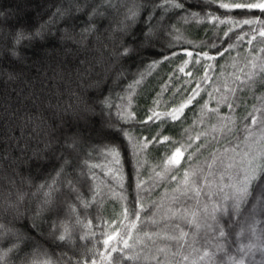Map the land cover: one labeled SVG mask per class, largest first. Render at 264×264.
<instances>
[{
  "label": "trees",
  "instance_id": "1",
  "mask_svg": "<svg viewBox=\"0 0 264 264\" xmlns=\"http://www.w3.org/2000/svg\"><path fill=\"white\" fill-rule=\"evenodd\" d=\"M78 2L83 5L85 0ZM138 2L142 7L133 23L124 21V5L119 10L102 9L103 15L89 19L98 0H89L81 12L72 5L70 14L63 18L53 13L57 8L68 9L69 0H0V224L5 231L0 254L7 253L6 264H47L48 260L92 264L93 259L96 264H110L111 258L99 255L105 251L106 236L102 233L111 234L112 229L119 228L128 238L131 226L123 220L122 212L135 206L138 193L149 209L141 214L142 221L155 213L159 225L144 222L138 225L142 231L132 230L128 240L132 247L112 256L126 254L139 259H121L120 264H207L198 259L204 248L214 253L211 264H231L230 257L242 258L244 264H264V210L258 206L250 216L253 197L242 206L241 215L231 216L237 222L231 229L230 218L220 217L231 239L223 251H216L212 242L205 243L203 230L194 236L196 228L186 222L183 211L187 209V219L205 204L210 211L213 204L231 193L229 185L247 167L248 160L264 152V76L257 75L244 84L236 79L247 80L249 61L264 63V52L259 51L264 48V37L258 35V25L219 24L213 19H264V14L258 9H223L220 0H175L184 5L182 9L165 7V0ZM253 27L257 38L249 44ZM85 28L91 31L83 32ZM20 29L42 31L35 39L16 45L13 37ZM241 36L244 38L239 39ZM125 49L129 51L122 55ZM188 52L193 55L189 57ZM205 52L215 59H205ZM185 61L188 64L181 72ZM206 72L208 78L204 79ZM194 90L199 95L178 120L166 115ZM225 96L232 109L223 102ZM89 110L96 115H88L85 111ZM153 112L160 118L144 123ZM249 114L256 116V125H252ZM102 121L107 129L99 124ZM222 124L232 131L221 133ZM249 125L251 136L246 130ZM164 136L170 140L153 141L143 148L145 140L159 137L163 141ZM173 142L176 146L191 142L192 146L176 172L177 178L173 180L169 174L160 180L153 170H160L157 164L166 149L169 155L174 150ZM106 145L119 147V165L109 164L101 155ZM197 146H201L199 151ZM190 153L193 158L189 161L186 157ZM213 158L214 175H209L207 163ZM65 161V173L58 177ZM85 161L103 166L92 170L95 178L81 176ZM115 167L122 169L123 188L109 172ZM201 169L210 185L203 187L198 205L193 194L181 195L176 189L183 188L185 170L200 173ZM69 177L80 181L78 194L69 191ZM54 178L58 181L56 191L52 202L45 203L49 188L41 185H52ZM138 181L143 182V190L137 188ZM94 191L98 194L93 201ZM78 196L93 201L92 206L85 208ZM170 209L178 211L171 225L189 233L188 246L177 255L173 254L177 251L174 242L153 236V243L143 235L172 231L166 227L169 221L162 219L171 215ZM77 216L81 224L76 223ZM113 220L117 223L111 224ZM89 221L91 225L84 227ZM54 223L73 226L70 242L53 239ZM242 226L243 235H238ZM250 226L255 228L254 234L246 230ZM175 231L178 235L179 229ZM86 233L90 238L81 239ZM241 244L252 247L241 253L237 251Z\"/></svg>",
  "mask_w": 264,
  "mask_h": 264
},
{
  "label": "snow or ice",
  "instance_id": "2",
  "mask_svg": "<svg viewBox=\"0 0 264 264\" xmlns=\"http://www.w3.org/2000/svg\"><path fill=\"white\" fill-rule=\"evenodd\" d=\"M209 3H216L217 0H208ZM69 8H57V11L53 13L54 17L63 18L70 14L72 11V5H75V11L81 12L84 10L85 7L89 6V0H85V3L81 5L78 0H69ZM124 5L126 8V11L124 13V21H131L135 22L137 16L140 14L142 5L138 2V0H98V3H96V6L92 8V12L89 15V19L92 18V16L95 15H103L104 12L102 9H117L119 10L120 6ZM165 7L171 6L173 8H183L184 5L179 2H175V0H165L164 3ZM219 7L223 9H248V10H255L258 9L262 14H264V0H259V2H253V0H231L230 3H225L223 0H220ZM208 15H211L210 13ZM193 19L196 18V14H193ZM219 24H227L232 23L236 26L240 25H258L259 26V32L258 35L260 37H264V19H261L260 17L257 18H250V19H244V20H224L220 19L219 17H213ZM55 21H53L54 23ZM123 23V21H122ZM127 27V25H125ZM41 30L36 31L35 33L26 32L23 29L18 30L14 34V42L16 45L21 44L25 40H32L35 39L37 36L41 34ZM91 28H85L83 32H90ZM232 31L231 28H229V32ZM225 35H228L226 32ZM247 35V34H246ZM252 39L248 41L249 44L252 43L253 40L257 38V29L255 27L251 30ZM244 37H239V39H243ZM179 39V37H177ZM129 50L125 49L122 55H126ZM227 51V50H226ZM260 52H264V48L259 50ZM187 55L191 57L193 54L192 52H188ZM220 55H223V53H220ZM203 56L205 59L208 60H214L215 57L210 56L207 52L203 53ZM165 59H168V57H165ZM159 63V62H154ZM196 63H200L199 60L196 61ZM188 61L184 62V66L180 68V71L183 72L184 68L187 66ZM249 64H251V71L246 74L247 80H241L240 76H236L237 80H240L241 84H244L250 80L253 79V77L257 75L264 76V63L257 65L253 61H249ZM208 69L212 68V65H207ZM240 71H243L241 69ZM191 75V73H189ZM208 75L207 72L205 73L204 79H207ZM136 83H139L137 81ZM131 87V86H130ZM199 88V85H197ZM230 91L235 92V89H228ZM199 95V91H193V95L188 97V99L182 103L178 108L173 109L172 113H167L166 115L171 116L173 120H178L180 118V114L183 113L184 109L191 104L196 96ZM224 103H227V106L232 109V104L227 102V97H224L223 100ZM111 106V105H109ZM206 107V105H205ZM251 116L252 125H256L258 123L256 116ZM160 115L156 112H153L151 116L148 117L147 121H144V123H147L148 121H154L155 119H159ZM224 120H229L230 118H223ZM247 119V117H246ZM215 130V126H214ZM221 133H230L232 129L228 127L227 124H222L220 127ZM246 130L249 133V136L252 135V127L246 126ZM126 136L129 137V140H131V137L128 133H125ZM199 135L196 137V139H199ZM245 139H248V137H245ZM261 139L264 140V131H262ZM170 137L164 136L163 141L159 140V137H153L152 140H145L143 143V148L146 149L148 147V144L152 143L153 141L157 142H166L169 141ZM191 142L185 144H179V146H176V142H173L171 147H174V150L171 151V154H166L165 157L157 164V168L160 169L157 171L154 169L155 175L159 177L160 180H164L169 177V174H171V179L175 180L177 178L176 172L179 170V168L182 166V160H185V153L188 151V148H190ZM202 146V145H201ZM197 146L196 151H199V147ZM239 145H237V148ZM225 152L228 151V149L224 150ZM235 151V149H233ZM101 155L103 158L108 161L111 165H119L120 164V149L116 145L111 146H104ZM245 157H247L249 154L245 152ZM110 158V159H109ZM193 154L190 153L186 159L192 160ZM67 161H65V165H62L60 171L57 172V176L60 177L65 173V166L67 165ZM216 163L215 158L212 159L210 163H207V168L209 170V175H214L211 172V169L213 168L214 164ZM97 167H103L99 164H92L88 163V161L84 162L83 167L81 168V176L85 177V179L89 178V174L91 178H95V173L92 171L93 169ZM229 167H232V165H229ZM109 172L112 175V179L116 181L120 188H123V173L122 169L119 167L110 168ZM203 169L200 170V173H197L196 171H184L183 181L182 185L183 188H177L176 191L180 192L181 195H188L189 193L193 194L194 197L197 200V204L199 205V199L202 195V189L205 185H210V181H208V177L202 175ZM108 173H106L107 175ZM201 181L204 183L202 184ZM58 181L54 178L52 185H41V188L48 187L49 192L45 193L46 200L45 203H51L52 202V194L56 191V188L54 185H56ZM80 181L78 179L74 180L73 178L69 177L67 179V187L70 192L79 193V185ZM231 188V193L229 195H226L223 197V200L217 201L215 204H213L211 210L209 211L207 204L203 206V209H197L196 212L191 213V219H187V216L189 213L187 212V209H184L185 213V219L186 222L189 224H193L196 228V233H194V236H199L201 231H204L205 236V243L212 242L215 245L216 251H223L224 250V244L225 243H231L230 239V233L228 229H231L236 221L231 220L232 215H241V208L243 205L247 204L249 202V198L253 197L255 200V203L253 204V212L250 213V216L255 214V211L257 210V207L259 206L260 210H264V152H260L257 154L256 157H253L252 159L248 160L247 167L241 170V173H238L235 177V180L232 184L229 185ZM137 188L139 190H143V182L138 181ZM220 192H223V188L219 189ZM97 192H93V201L95 198V195H97ZM23 197H21L22 199ZM78 198H80L78 196ZM126 198V197H125ZM209 199L212 197L209 196ZM81 199V203L85 208H88L92 206L93 201H88L85 199ZM178 199V197H174V200ZM134 207H125L122 212L123 220H127L129 222V225L131 226L129 231L127 232V239H125V233L120 232L119 228L112 229L111 234L109 233H102V235L106 236V238L103 240L105 251L102 253H99V255H106L110 259V264H120L121 259L123 260H132V259H139V256L133 257L130 255H122L118 257H113V253H123L124 249H129L132 246L128 243V240L131 239V231L137 230L142 231V229L138 228V225L140 223L144 222H150L153 225H159V221L155 218V213L152 214L151 217H148L147 220L142 221V213H147L149 209L146 207L145 202L142 200V198L139 196V193L137 195V199L134 202ZM153 206H156L153 202ZM78 207V205L76 206ZM73 212L75 211V207L71 209ZM171 215L162 217V219H166L169 221V224L166 225V227H171L172 231H165L161 233L160 231L155 232H144L143 235L148 240H153V236L158 237L159 239L172 241L176 245L177 251L173 253L174 255L179 254L180 250L184 247L188 246L187 238L189 236L188 232H185L179 225H171V220L175 218L178 215V211H173L170 209ZM228 216L229 224L228 229H226L221 223H220V217ZM248 218H245V222H247ZM123 220L120 221V224L123 225ZM77 224H81V221L79 217L77 216L76 219ZM117 223L115 220L111 222V224ZM91 225V221L88 222V225H83L84 227H89ZM111 226V225H109ZM53 239L58 240L64 243H68L72 239V233H73V226L71 224H63L58 225L57 223L53 224ZM127 227V226H125ZM62 228V231H61ZM176 229H179V234H176ZM243 229L241 233H238V235H243ZM247 231L255 233V228L250 226ZM208 233H211V236L208 235ZM5 236L4 231V225L0 224V240H3ZM91 236H95L94 232H91ZM90 236L86 233L84 236H81V239H88ZM110 241H115L114 243L110 244ZM198 241L193 240V244H196ZM123 244V248L119 247V244ZM153 243L155 241L153 240ZM165 247H170L166 245ZM251 248L252 245L249 244L247 246L241 244L240 247L237 249L238 252H245V249ZM164 248H160L159 251H164ZM11 251V249H9ZM7 253L0 254V264H6V257ZM214 253L210 251L209 248H204L202 251V254L199 255L198 259L200 262H207V264H211V261L213 259ZM155 259V257H153ZM184 260H188L187 256L183 257ZM231 264H244V260L241 258L237 260L235 257H230ZM47 264H56V261L48 260ZM92 264H96V261L93 259ZM157 264H162V262L157 261ZM193 264H196L194 261Z\"/></svg>",
  "mask_w": 264,
  "mask_h": 264
},
{
  "label": "rangeland",
  "instance_id": "3",
  "mask_svg": "<svg viewBox=\"0 0 264 264\" xmlns=\"http://www.w3.org/2000/svg\"><path fill=\"white\" fill-rule=\"evenodd\" d=\"M88 115H96L95 114V111H93V110H89V111H85ZM102 115V114H101ZM103 119V118H102ZM100 125H102L101 127L103 128V129H107V126L104 124V122L102 121L101 123H99ZM48 148V147H47ZM48 236V235H47Z\"/></svg>",
  "mask_w": 264,
  "mask_h": 264
}]
</instances>
